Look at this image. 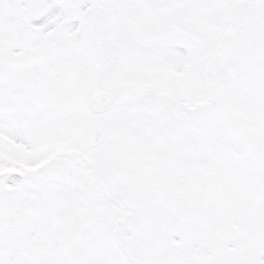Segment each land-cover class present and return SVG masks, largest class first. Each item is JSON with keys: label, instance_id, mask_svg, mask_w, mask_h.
Returning <instances> with one entry per match:
<instances>
[{"label": "snow or ice", "instance_id": "snow-or-ice-1", "mask_svg": "<svg viewBox=\"0 0 264 264\" xmlns=\"http://www.w3.org/2000/svg\"><path fill=\"white\" fill-rule=\"evenodd\" d=\"M0 264H264V0H0Z\"/></svg>", "mask_w": 264, "mask_h": 264}]
</instances>
